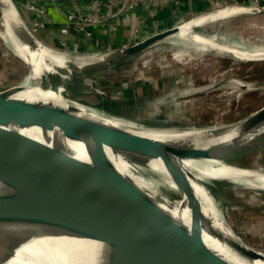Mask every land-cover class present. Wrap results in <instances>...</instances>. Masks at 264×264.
Segmentation results:
<instances>
[{"label":"water","instance_id":"water-1","mask_svg":"<svg viewBox=\"0 0 264 264\" xmlns=\"http://www.w3.org/2000/svg\"><path fill=\"white\" fill-rule=\"evenodd\" d=\"M9 1L17 11L12 0ZM1 4L0 2V7ZM223 7L203 14L215 13ZM248 8L250 11L246 14L258 12L259 10L264 11V8ZM2 9H5L3 5ZM2 15L0 11V18L3 20ZM17 18V21L9 20L5 28L7 27V30L11 31L15 44H19V41L28 47L30 53L34 54L35 47H41L51 52L72 57H87L86 55L67 54L50 50L35 40L25 25L21 13L17 12ZM182 23L170 28L153 31L115 52L99 55L101 56L99 61L88 63L82 67H76L74 64L71 69H58V78H66L68 83L65 86L64 82L60 83L56 79L54 85L61 87L63 90L68 89L71 79L66 76L67 74L77 73V75L82 76L93 70L101 71L111 66L112 62L137 54V52L145 50L155 42L173 38L178 33V27ZM5 28L4 31H6ZM24 64L27 66L28 72L32 73L33 65L27 62ZM38 84L42 89L49 87V85L52 88L55 87L49 83L46 73L40 75ZM18 91H21L20 85L0 90V160L2 161L0 165L3 167V165H9L13 159L21 160L23 158L21 160L24 162L22 167L26 166V161H32L36 163L37 168L35 169L46 173L49 179L54 182L59 193L58 199L62 200L60 201L61 207L56 203H46L43 208L45 213L42 215V219L46 224L58 226L59 215H64V219H66L69 212L72 211L75 217V235L82 239L104 243L111 248L110 257L103 259V263L99 262V264H229L221 257L201 247L199 242L194 243L192 240L187 239L182 232L178 233V229L171 223L168 214L161 210L156 202L146 192L138 188L130 178L117 171L109 161L106 149L112 148L123 154L130 163L132 173L135 170L133 162L137 159L152 171L154 170L148 165V160L160 159L169 177L179 187L185 195L184 197L188 201H193L194 196L187 181V174L189 173L183 170L178 161L173 158L178 160L214 159L226 165L235 166L237 163L234 164L232 162L234 158L230 159V156L237 155L241 149L247 150L259 136L250 140L246 145H242L240 142L226 145L219 144L216 141L212 143L211 147L206 148L188 144H166L149 138L136 137L133 136L134 134L129 133V136L122 140L123 146L119 147L107 143L105 134L111 133L122 138L125 135V129L82 118L48 104L11 96ZM85 93L82 95L91 92ZM72 100L82 105L85 103L82 99ZM97 105L98 103H94L86 108L93 111L90 108L96 109ZM96 113L108 118L104 114ZM115 118L117 117L111 119ZM241 122L246 123L250 129L262 125L264 123V104L250 115L224 125L231 127ZM30 127H39L43 130L56 128L63 137L74 141H82L91 164L89 165L73 157L60 147H51L17 130ZM187 129L192 128L185 127L175 130ZM220 132H223V130ZM220 132L217 133L216 139L224 137V134H220ZM238 167L243 169L239 165ZM90 168H94V172ZM245 169L264 173V170L259 168ZM7 174L8 172H2L0 168V180L1 176L5 177ZM23 176V184L9 180V183L21 193L17 201L4 199L0 201V221L4 224L13 223L14 211L18 214L20 221L18 224L40 223V213L34 200L30 198L29 190L26 187L38 188L42 184V180H36L32 172L24 173ZM39 201L44 200H41L39 196ZM223 202L233 205L229 201ZM116 205H121L123 208ZM69 208L71 211H69ZM138 211H142V213L138 214ZM242 256L248 260L264 259V256L256 251H247L242 253ZM97 260L96 256L92 259L88 253H80L75 256L69 251H65V253H60L57 258L44 260L41 264H97ZM5 261V256L0 254V263Z\"/></svg>","mask_w":264,"mask_h":264},{"label":"bare ground","instance_id":"bare-ground-1","mask_svg":"<svg viewBox=\"0 0 264 264\" xmlns=\"http://www.w3.org/2000/svg\"><path fill=\"white\" fill-rule=\"evenodd\" d=\"M0 2L2 3L0 11L1 15L3 14V20L2 18L0 19L4 23L3 24L0 21V24L4 30L5 25L9 20L13 19V21H17L18 18L17 11L12 7L9 0H0ZM2 5L5 9H2ZM249 11L250 9L248 7H223L213 14L214 17H212V21L208 20L206 22L205 19L208 17H205V15L196 16L194 19L182 23L178 27V33L175 34L173 38L167 39V41H162L161 43L173 44L174 42L182 43L183 41H186L189 46L186 45L187 47H184V50L193 49L200 54L212 50L225 53L228 52L234 57L244 60H257V58H264V47L250 52L242 48L233 47L234 45L232 46V44L230 46L224 45V43H222L223 45L219 44L220 42H216L211 37H205L194 32L196 28L208 25L215 20L223 21L229 18H234L235 16L246 14ZM5 29L6 31H4L2 35L10 42L14 54L23 62L25 61L33 65V71L32 73L28 72V81L21 86V91L15 92L11 96L14 98L48 104L82 118L92 119L125 129L126 132L122 138L111 133L105 134L107 143L111 145L119 147L123 146L122 140L128 137L129 133L134 134L133 136L136 137L140 136L143 138H149L166 144H188L190 146H203L206 148L211 147L212 143L216 141L219 144L223 143L226 145L233 143L238 144V142L242 145H246L255 137L264 136V123L262 125L254 126L251 129L248 128L246 123L241 122L231 127H227L224 124H218L213 127L176 131L168 129H137L132 125L123 123L120 118L111 119L103 117L96 112L90 111L82 104L67 98L64 90L59 86H55V83L50 79L54 76H59L57 75L58 69H71V66L74 64L76 67H82L88 63L99 61L101 56L92 55L77 58L51 52L46 48L41 47H35L33 54L28 51L27 46L19 41V44L16 45L11 36V31L7 30V27ZM140 52L142 51H139V53ZM178 57L179 54L174 58ZM43 73L47 74L49 83L55 87L52 88V86L49 85V87L42 89L39 86V77ZM66 76L69 77L71 75L67 74ZM73 99L82 98L74 97ZM17 130L24 135L30 136L51 147H60L63 151L73 157L84 161L89 165L91 164L83 142L63 137L60 131L56 128L53 130H43L39 127H30ZM221 130H223V132H220ZM219 132L220 134H224V137H218L216 139L215 137H217L216 135ZM106 153L109 161L119 173L130 178L138 188L146 192V194L156 202L161 210L168 214L171 223L178 229V233L182 232L187 239L192 240L194 243L199 242L201 247L221 257L229 264H264V259L248 260L242 256V253L247 251H256L264 256V250H257V248L243 243L240 240L238 233L235 234L233 232L231 223L224 221L221 212L216 207L214 201V197L217 194L234 200L238 198L235 196H238L239 193L245 194L248 191L259 195L264 194V173L245 168L239 169L238 164L236 163H234L236 164L235 166L226 165L223 162L214 159L178 160L173 158L175 161H178L183 170L189 173L187 174V181L194 198L193 201H188L186 197H184L185 195L180 191L179 187L169 177L160 159H149L148 165L154 171L164 176L170 183V186L177 190L180 195V198H175L174 200L172 199L173 201H169L159 197L158 194L150 188L148 182L131 172L130 163L123 154L112 148L106 149ZM232 158H235V156H230V159ZM21 160L13 159L9 165H3V167L0 165L2 172H8L5 177L1 176L0 201H2L1 199L17 201V198L20 197L21 193L9 183V180L23 184V174L32 172V174L35 175L36 180H42V184L38 188L32 189L29 186L26 187V189L29 190L30 198L34 200L37 210L40 213V223L18 224L20 221L16 211L13 213L14 221H12V224H4V222L0 221V254L5 256L6 259L4 263L0 264H41L44 260L57 258L60 253H65V251H69L75 256H78L80 253H88L92 259L94 256L97 257V264H99V262L103 263V259L105 260L110 257L111 248L104 243L82 239L75 235V217L70 208L69 211L71 212H69L66 219H64V215H59L58 226H51L43 221L42 215L45 213L43 208L46 203H56L61 207L60 201L62 200L58 199L59 193L54 182L49 179L46 173L35 169L37 168L36 163L26 161V166L22 167L24 162ZM0 162L2 161L0 160ZM90 169H92L93 172L95 170L94 168ZM39 196L41 197V200L44 201H39ZM256 198L258 197L251 196L252 200ZM116 206L123 208L121 205ZM137 213L141 214L142 211H138Z\"/></svg>","mask_w":264,"mask_h":264},{"label":"rangeland","instance_id":"rangeland-1","mask_svg":"<svg viewBox=\"0 0 264 264\" xmlns=\"http://www.w3.org/2000/svg\"><path fill=\"white\" fill-rule=\"evenodd\" d=\"M247 6L264 8L259 3ZM216 9L215 6L209 12ZM259 11L223 21L215 20L196 28L194 32L211 37L219 44L256 51L264 47V11ZM17 12L20 13L18 9ZM213 14H203L208 17L205 22L212 21ZM3 32L0 24V90L22 86L28 81L27 66L14 54ZM162 41L167 39L155 42L140 53L112 62L103 72L108 74L106 77L109 80L98 78L100 72L97 70L82 76L72 73L69 88L64 89L66 97H81L87 108L98 103L96 109H90L108 118H120L123 123L137 129L150 130L231 124L264 104V58L244 60L228 52L212 50L200 54L193 49L184 50L186 45L189 46L186 41L173 44ZM177 54L179 57L174 58ZM9 74L11 78L7 80H10V85H1L5 81L3 77ZM50 79L54 83L58 79L65 86L68 83L63 77ZM85 92L91 93L82 95ZM108 99L113 100L111 105L107 103V108L100 106L101 101ZM124 100L126 104L121 105ZM232 162L243 168L264 170V136H259L247 150H239ZM133 165V173L148 182L159 197L169 201L179 198L177 190L164 176L142 165L138 159ZM251 196L258 198L252 200ZM235 197L238 198L234 200L215 195L216 207L243 243L264 250V194L248 191Z\"/></svg>","mask_w":264,"mask_h":264},{"label":"crops","instance_id":"crops-1","mask_svg":"<svg viewBox=\"0 0 264 264\" xmlns=\"http://www.w3.org/2000/svg\"><path fill=\"white\" fill-rule=\"evenodd\" d=\"M93 1L12 0L37 42L50 50L86 56L115 52L148 33L223 6L219 0H99V7L93 9ZM104 71H98V78L109 80ZM8 78L10 74L3 77L1 85H10ZM113 100L99 104L107 108Z\"/></svg>","mask_w":264,"mask_h":264},{"label":"built area","instance_id":"built-area-1","mask_svg":"<svg viewBox=\"0 0 264 264\" xmlns=\"http://www.w3.org/2000/svg\"><path fill=\"white\" fill-rule=\"evenodd\" d=\"M224 6H241V5H251L252 3H259L260 5H264V0H252L250 3H246V0H232L230 2L229 0H219ZM93 9H97L99 7V0H94L92 3ZM223 7V6H219ZM218 8V7H216ZM72 19V17H70ZM86 21H89L90 19H84Z\"/></svg>","mask_w":264,"mask_h":264}]
</instances>
